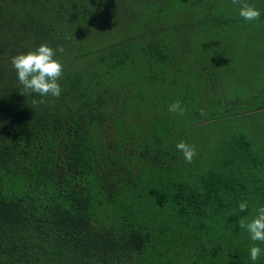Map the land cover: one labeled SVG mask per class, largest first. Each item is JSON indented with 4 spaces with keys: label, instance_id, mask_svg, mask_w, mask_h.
<instances>
[{
    "label": "trees",
    "instance_id": "trees-1",
    "mask_svg": "<svg viewBox=\"0 0 264 264\" xmlns=\"http://www.w3.org/2000/svg\"><path fill=\"white\" fill-rule=\"evenodd\" d=\"M247 2L258 20L232 0H0V264H264L239 223L264 206ZM44 43L65 49L59 98L23 95L11 64Z\"/></svg>",
    "mask_w": 264,
    "mask_h": 264
},
{
    "label": "clouds",
    "instance_id": "clouds-1",
    "mask_svg": "<svg viewBox=\"0 0 264 264\" xmlns=\"http://www.w3.org/2000/svg\"><path fill=\"white\" fill-rule=\"evenodd\" d=\"M233 4H240L239 15L246 21L258 20L261 16L259 9L249 4L247 0H232ZM65 51L62 45L56 49L50 47L47 43L41 44L35 51L27 54H19L12 58L11 64L17 72L18 81L23 86L24 93H36L41 97L51 95L59 98L61 95V85L59 83L63 74L62 63L55 59L56 52ZM36 103V101H34ZM39 103H45L40 100ZM169 111L178 112L184 115L186 109L181 106L180 101L169 106ZM204 115V110H201ZM176 148L182 152L186 163H192L196 156V149L193 145L181 141ZM239 210L247 211L248 201L240 202ZM255 215L251 218L243 217L240 219V227L246 229L252 241L264 243V206H258L254 209ZM262 249L258 245H253L249 249L250 259L254 262L261 255Z\"/></svg>",
    "mask_w": 264,
    "mask_h": 264
}]
</instances>
